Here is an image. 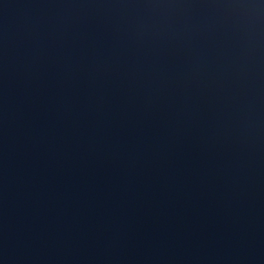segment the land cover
<instances>
[{"label":"water","instance_id":"95a60500","mask_svg":"<svg viewBox=\"0 0 264 264\" xmlns=\"http://www.w3.org/2000/svg\"><path fill=\"white\" fill-rule=\"evenodd\" d=\"M0 264H264V0H0Z\"/></svg>","mask_w":264,"mask_h":264}]
</instances>
